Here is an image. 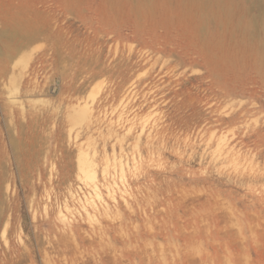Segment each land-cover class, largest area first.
Segmentation results:
<instances>
[{"label": "rangeland", "instance_id": "374dc122", "mask_svg": "<svg viewBox=\"0 0 264 264\" xmlns=\"http://www.w3.org/2000/svg\"><path fill=\"white\" fill-rule=\"evenodd\" d=\"M193 3L0 0V264H264V0Z\"/></svg>", "mask_w": 264, "mask_h": 264}, {"label": "bare ground", "instance_id": "6f19581e", "mask_svg": "<svg viewBox=\"0 0 264 264\" xmlns=\"http://www.w3.org/2000/svg\"><path fill=\"white\" fill-rule=\"evenodd\" d=\"M152 1L155 4V6L152 5L151 14L152 13L155 14L156 8H160L159 9L160 11L156 12V16L159 15L160 20H161L160 23L162 25L165 23L164 22L165 16L166 17L176 16L181 20V22H184L182 24V27H184V26L190 27V25H191V19L190 18H192L194 16V13L196 10H200V8L202 7V5L200 7L198 4L193 3V2H196V0H152ZM173 3H175V6L172 5ZM229 7H231V6H229ZM232 11H233V8H232ZM219 16L221 17V23H224L226 26L233 28L232 30H237L236 28H239L241 30L239 25H236L237 27L235 28L234 24L231 21L232 18L229 16V12H226V13L223 12V13L219 14ZM252 44H253L252 45L253 47H259L260 46L259 42H257V41L254 43L252 42ZM199 48L203 52H209L212 50L219 51V50H222L224 48V43L221 42V37L219 39L217 34H211L202 43H200ZM213 59L211 60V58H210V61L213 62ZM215 62H217V61H215ZM80 110H82V109H80ZM86 114H87V112H86ZM91 158H93V156L89 157L88 152L82 150L80 160H79V164L77 165V167L79 168L81 173L85 175L89 184L94 187L97 194L99 196H101V194L98 192V184H97L98 183V178H97L98 176H97V168H96L97 164H95ZM121 169H122V173H123V167ZM4 257H5V260L3 261V264H11L10 262L14 261V259L11 257V255L9 253L6 254V256H4Z\"/></svg>", "mask_w": 264, "mask_h": 264}, {"label": "water", "instance_id": "95a60500", "mask_svg": "<svg viewBox=\"0 0 264 264\" xmlns=\"http://www.w3.org/2000/svg\"><path fill=\"white\" fill-rule=\"evenodd\" d=\"M58 82H59V80H58Z\"/></svg>", "mask_w": 264, "mask_h": 264}]
</instances>
